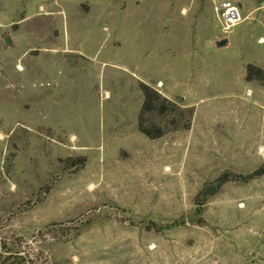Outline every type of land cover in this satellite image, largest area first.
I'll list each match as a JSON object with an SVG mask.
<instances>
[{"label":"rangeland","instance_id":"rangeland-1","mask_svg":"<svg viewBox=\"0 0 264 264\" xmlns=\"http://www.w3.org/2000/svg\"><path fill=\"white\" fill-rule=\"evenodd\" d=\"M220 1L0 0V264H264V173L196 203L264 165V0Z\"/></svg>","mask_w":264,"mask_h":264},{"label":"trees","instance_id":"trees-1","mask_svg":"<svg viewBox=\"0 0 264 264\" xmlns=\"http://www.w3.org/2000/svg\"><path fill=\"white\" fill-rule=\"evenodd\" d=\"M247 80L252 78H264V69L255 66L253 64H248L246 66V77ZM140 88L142 90L144 97V103L142 107V113L144 110H150L152 107L155 106V102L158 100L160 101V95L157 94L154 90H152L148 85L140 83ZM138 129L146 134L148 137L154 138L161 134V131L152 132L150 129L145 127L142 123L139 124ZM264 173V165H261L257 169L246 173V174H237L231 171H223L220 173L211 183L205 185L197 194L196 196V203L202 209L203 203L206 202L208 198L213 196L221 186L226 183L227 181H250L255 177H258ZM10 256V257H9ZM7 258H12L11 255H7ZM5 262V260L3 261ZM27 259L22 257L21 255H16L15 259L10 262V264H27Z\"/></svg>","mask_w":264,"mask_h":264},{"label":"built area","instance_id":"built-area-1","mask_svg":"<svg viewBox=\"0 0 264 264\" xmlns=\"http://www.w3.org/2000/svg\"><path fill=\"white\" fill-rule=\"evenodd\" d=\"M216 12L223 20V31L228 32L230 28L241 20L238 6L231 0H222L215 6Z\"/></svg>","mask_w":264,"mask_h":264},{"label":"water","instance_id":"water-1","mask_svg":"<svg viewBox=\"0 0 264 264\" xmlns=\"http://www.w3.org/2000/svg\"><path fill=\"white\" fill-rule=\"evenodd\" d=\"M8 41H9V37L6 38V42H8ZM227 42H228L227 37H222V38L216 39L214 44L216 47H220V46L225 45Z\"/></svg>","mask_w":264,"mask_h":264},{"label":"crops","instance_id":"crops-1","mask_svg":"<svg viewBox=\"0 0 264 264\" xmlns=\"http://www.w3.org/2000/svg\"><path fill=\"white\" fill-rule=\"evenodd\" d=\"M226 37H227V39H228V42H227L226 44H228L229 41H230V40H229V36L227 35ZM218 38H222V37H218ZM218 38H216V39H218ZM216 39H215V40H216ZM260 39H263V41H260ZM260 39H258V42H259V43L264 42V37H260ZM215 40H214V42H215Z\"/></svg>","mask_w":264,"mask_h":264}]
</instances>
